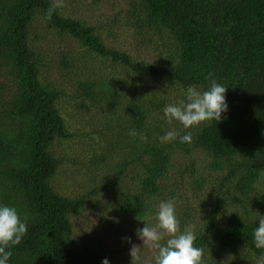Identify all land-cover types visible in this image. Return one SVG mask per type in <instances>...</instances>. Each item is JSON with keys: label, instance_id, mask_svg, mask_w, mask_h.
<instances>
[{"label": "trees", "instance_id": "1", "mask_svg": "<svg viewBox=\"0 0 264 264\" xmlns=\"http://www.w3.org/2000/svg\"><path fill=\"white\" fill-rule=\"evenodd\" d=\"M53 2L0 0V206L28 229L7 264H131L170 199L204 264H257L264 0H63L49 20ZM210 79L222 120L169 124L164 107ZM95 208L106 226L76 229Z\"/></svg>", "mask_w": 264, "mask_h": 264}, {"label": "clouds", "instance_id": "2", "mask_svg": "<svg viewBox=\"0 0 264 264\" xmlns=\"http://www.w3.org/2000/svg\"><path fill=\"white\" fill-rule=\"evenodd\" d=\"M64 6L63 0H54L47 9L46 17L51 19L54 12ZM212 74L209 73V77ZM210 87L206 91L189 86L186 99L179 105L169 104L164 107V117L168 123L177 121L185 129L199 126L206 121L220 122L222 114L228 111L226 102V87L210 79ZM130 135H136L131 132ZM179 133L168 131L160 137L161 143L175 140ZM181 143H191V133L180 136ZM156 223H145L143 228L136 229L137 237L142 241V247L133 244L130 249L131 264H204V251L195 247L196 234L194 230L181 231L180 221L176 216L175 201L170 199L161 202L155 215ZM259 226L254 229L253 241L257 249H264V216H258ZM27 223L22 221L17 209L10 206H0V264H7L12 253L8 249L21 243L27 233ZM131 243V238H125ZM141 248L151 252L145 262L141 257ZM102 264H109L107 259ZM257 264H264L262 255Z\"/></svg>", "mask_w": 264, "mask_h": 264}, {"label": "rangeland", "instance_id": "3", "mask_svg": "<svg viewBox=\"0 0 264 264\" xmlns=\"http://www.w3.org/2000/svg\"><path fill=\"white\" fill-rule=\"evenodd\" d=\"M100 214H101V212H99L96 208L94 210L85 209L83 216H81L80 219L75 220V222H73L74 226L79 231L86 229L87 226L90 225V222L87 220L88 216H92V219H93L95 225H99L100 227L106 226L105 222H102L103 220L101 219L102 216H100ZM109 234H111L110 231H107V235H109Z\"/></svg>", "mask_w": 264, "mask_h": 264}]
</instances>
